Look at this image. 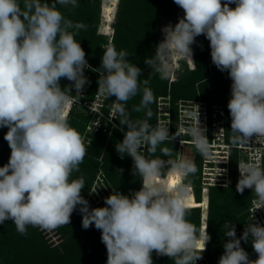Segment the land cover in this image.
Listing matches in <instances>:
<instances>
[{"label": "clouds", "instance_id": "9594fccd", "mask_svg": "<svg viewBox=\"0 0 264 264\" xmlns=\"http://www.w3.org/2000/svg\"><path fill=\"white\" fill-rule=\"evenodd\" d=\"M56 3L78 6L77 0H55L51 5L23 0V6L21 0H0V127H7L4 139L11 149L8 163L0 167V224L11 220L21 235L27 234L28 226L54 230L69 225L79 205L82 227L94 224L101 231L107 264H153V251L168 256L174 264L202 263L199 259L211 237L207 226L198 230L187 219L188 192L183 183L198 171L197 166L181 155L172 158L167 148L162 153L169 159L151 158L159 145L174 137L163 123L153 127L146 119L130 118L125 104L141 91V69L127 59V52H117L111 44L103 52L100 68L93 71L99 73L98 90L116 98L115 111L127 131L115 148L122 159L125 155L132 158L142 187L131 195L115 190L105 198V207L90 209L81 195L83 177L70 179L79 171L87 149L67 116L90 83L84 75L89 65L75 38L77 33L70 31L84 25L65 19ZM174 3L184 15L163 29L165 38L156 50L161 63L154 59L145 63L167 79L165 57L179 56L195 63L190 46L196 37L206 36L212 63L232 81L227 104L232 143H249L254 135L264 142V0ZM61 78L73 83L62 89ZM153 102V92L145 87L133 110L146 109L150 118ZM189 132L197 151L207 157L205 131L193 127ZM238 169L236 190L251 189L264 207V168L255 162H240ZM170 177L177 178L175 186L169 185ZM223 227L230 239L224 243L218 264H264V226L250 222L240 238L234 225L225 221ZM250 237L255 260L241 247V240L248 242Z\"/></svg>", "mask_w": 264, "mask_h": 264}, {"label": "trees", "instance_id": "16d2710c", "mask_svg": "<svg viewBox=\"0 0 264 264\" xmlns=\"http://www.w3.org/2000/svg\"><path fill=\"white\" fill-rule=\"evenodd\" d=\"M49 5L55 0H42ZM223 2V0H222ZM76 7L63 6L56 3V8L63 14L65 19L73 24H83L81 29H70L77 33L76 40L86 54L89 67L84 69V75L90 81L88 87L81 94V102L72 107L67 116L69 124L75 128L82 138L87 137L85 147L87 149L83 162L79 165V171H74L70 179L83 177L85 187L81 195L89 203V207H105V198L119 191L125 195H131L142 187V180L134 174L133 160L125 155L122 159L116 151L115 145L122 142L127 126H121V118L115 112V125L107 123V130L99 128L97 131L88 133L87 125L91 115L85 111L86 104L94 102L99 93V73L93 69L100 68L103 52L108 45H113L117 52L128 53L127 59L141 69L139 77L140 92L130 99L125 108L133 120H149L153 127L157 124V103L160 96L171 97L173 118L176 120V102L181 99L206 100L210 105L222 104L225 109L227 129V141L232 143L231 116L227 104L231 97L232 81L228 73L221 72L214 64H211L210 42L204 35L195 38L193 55L195 67L188 68L183 63L184 72L177 80L169 82V78L162 79L160 74L152 66L145 63L146 59H154L160 64L157 57V47L161 36L162 27L169 21L183 17L184 12L174 0H118L116 15L112 23L113 33L107 35L99 31L101 23L102 0H77ZM23 6V0H21ZM235 7V5H230ZM184 61V60H183ZM145 81L147 83L145 84ZM73 82L61 78L60 86L65 88ZM149 88L154 94V102L149 106L152 116H147V110L134 111L142 99L143 88ZM104 94V93H103ZM72 95L76 96L75 90ZM115 96L107 97L104 94L102 111L103 122L111 114ZM123 128V130H121ZM7 127H0V167L8 163L11 149L4 139ZM174 131L177 126L174 124ZM177 142L165 141L158 146L157 151L151 158L169 159L162 153V149H169L172 158L177 155ZM147 155V149H144ZM233 154L230 165V183L227 187L212 186L209 190V209L203 208L201 220L200 205H187L189 213L187 219L199 230L207 226V232L211 239L207 242L206 249L202 252V263L218 264L224 253V243L228 237L224 235L225 221L235 226L236 237L240 238L247 226V209L251 198L255 195L251 189H245L243 193L236 190L237 159ZM199 179H194L197 202L202 199L201 166L202 154L198 151L195 160ZM122 170V171H120ZM102 172L101 180H97ZM193 175L186 179L191 181ZM193 181V180H192ZM95 185V183H97ZM191 184V183H190ZM100 196L90 195L93 186ZM194 206V207H193ZM78 205L73 211L70 224L57 227L54 230H42L39 227L28 226L27 234L21 235L11 221L0 224V264H107V249L101 240V231L94 224L88 229L82 227V214ZM53 231V233H51ZM199 233L197 232V235ZM54 235L56 237L54 238ZM241 247L248 253L250 260L257 259L251 237L248 242L241 240ZM153 264H174L168 256H157L152 253ZM201 262L196 264H202Z\"/></svg>", "mask_w": 264, "mask_h": 264}, {"label": "built area", "instance_id": "2783aa9c", "mask_svg": "<svg viewBox=\"0 0 264 264\" xmlns=\"http://www.w3.org/2000/svg\"><path fill=\"white\" fill-rule=\"evenodd\" d=\"M88 87V86H87ZM85 87V88H87ZM85 88H83L82 93ZM166 101V108L163 107L164 101ZM103 101V100H102ZM77 102H81L80 99ZM94 107L96 112L101 113L102 116H98L99 120L95 121L92 125V129L97 131L102 128L103 131L107 130V123L110 119V124L115 125L114 117L111 118V114L103 122L104 113L100 109V106ZM160 105V106H159ZM162 105V106H161ZM198 105V111L197 106ZM177 117L173 118L171 97L160 96L158 98V110H157V124L163 123L168 126L170 137H174L171 141L177 142V155H180L182 149L186 145H193L192 136L189 132L190 128L197 127L205 131V136L208 139L209 155L207 157L202 155L201 166V184H202V199L207 193L209 198V190L212 186L225 187L230 183V165L233 154L237 159V179L240 178V172L238 169V163L240 162H255L259 167L264 168V142H259L255 135L250 138L249 143L233 144L227 141V129L225 120V109L222 104L210 105L206 100L201 98L197 99H181L176 102ZM113 110L115 108L113 107ZM116 112V111H115ZM199 112V120H198ZM149 123V120L146 119ZM94 122V121H93ZM98 124V126H97ZM174 124L177 126V131H174ZM91 128V126H90ZM92 130V131H93ZM181 141L183 143L181 144ZM143 150V149H142ZM176 155V156H177ZM197 155V154H196ZM197 157V156H196ZM196 158L193 159L195 162ZM102 172L99 173L97 180H101ZM186 179L183 181V183ZM98 184L95 183V185ZM93 186L94 192L100 196L96 190V186ZM188 188H191L195 195V187L193 184H185ZM93 194V192L91 193ZM257 201L256 195L251 198V202L247 209V218L249 223L259 224L264 226V207H261Z\"/></svg>", "mask_w": 264, "mask_h": 264}, {"label": "rangeland", "instance_id": "374dc122", "mask_svg": "<svg viewBox=\"0 0 264 264\" xmlns=\"http://www.w3.org/2000/svg\"><path fill=\"white\" fill-rule=\"evenodd\" d=\"M103 2H102V6H101V23H100V25H99V31L100 32H102V33H105V34H107V35H111L112 33H113V27H112V23H113V21H114V17H115V13H116V10H117V5H118V3L116 4V6H115V11H114V13H113V20H112V22L109 24L108 23V28L106 29L105 28V17H104V7H103V5L105 4V3H109V4H111V1L110 0H102ZM104 17V18H103ZM177 22L176 21H173V20H169L163 27H162V30H161V36H160V40H159V44L164 40V38H165V33H164V31H163V29L166 27V26H168V25H175ZM111 25V26H110ZM110 27V28H109ZM106 29V30H105ZM191 48H193V46L191 45L190 46ZM192 52H193V49H192ZM193 58H194V56H193ZM184 60V61H183ZM161 62V61H160ZM163 63L167 66V68H168V71H169V76H168V78H169V82L171 83V82H173V81H175V80H177L178 79V77L184 72V67H183V63H186L187 65H188V68H194L195 67V65H196V63H193V64H191V63H189V61L188 60H186V59H183V58H180L179 56H178V59L177 58H175L174 56H166L165 57V59H164V61H163ZM211 64H213L212 63V60H211ZM182 66V67H181ZM88 86V84H86L85 86H84V88L85 87H87ZM103 98H104V94L102 93V92H100L99 91V93L95 96V100H94V102H89L88 104H86V108H85V111H86V113L88 114V115H91V120L89 121V123H88V125H87V131H88V133H90V132H92V125H93V123H95V121H97V120H99V117L100 116H102L101 115V113H98V112H96L95 110H94V107H97V106H99V104L102 102V100H103ZM162 101H164L165 103H164V105H163V107L164 108H166V101L165 100H162ZM117 103V102H116ZM157 106H158V103H157ZM160 106V105H159ZM162 106V105H161ZM113 107L115 108V104H113ZM113 107H112V110H111V118H113L114 117V113H115V110H113ZM68 109H69V107H68ZM68 109H67V111H68ZM157 110H158V108H157ZM99 116V117H98ZM108 121H109V123H110V119H107ZM94 121V122H93ZM113 121H115V120H113ZM111 125H114L113 123H111ZM90 126H91V128H90ZM94 131V130H93ZM233 136V133H232V135H231V137ZM83 141H84V144L85 143H87V137H84L83 138ZM198 153V151H197V149L195 148V146L194 145H186L183 149H182V151H181V153H180V155L181 156H184V157H187V158H190V159H195L196 158V154ZM194 179H199V177H198V174H197V172L193 175V177H192V179H191V181L189 180V179H186V181L184 182V184H193L194 185V183H192V182H194ZM193 180V181H192ZM195 186V185H194ZM93 192V194H91ZM90 195H92V196H95V197H97L98 195L94 192V190L92 189L91 190V192H90ZM203 212V207H201V218H202V213ZM51 233H53V231L51 232ZM56 237V235H54V238ZM200 260V259H199ZM199 260H197V261H199Z\"/></svg>", "mask_w": 264, "mask_h": 264}, {"label": "bare ground", "instance_id": "6f19581e", "mask_svg": "<svg viewBox=\"0 0 264 264\" xmlns=\"http://www.w3.org/2000/svg\"><path fill=\"white\" fill-rule=\"evenodd\" d=\"M111 1V4H107L105 3L103 5L104 7V17H105V28L107 29L108 28V23L110 24L113 20V13L115 11V6L116 4L118 3V0H110ZM103 2V1H102ZM116 15V14H115ZM103 17V18H104ZM111 26V25H110ZM110 28V27H109ZM105 29V30H106ZM193 49V48H192ZM194 56V55H193ZM175 58L178 59V56H174ZM193 58V57H192ZM193 61L195 62L194 58H193ZM191 64H193L192 62H189ZM182 67V66H181ZM176 181L175 184L177 183V178L176 177H170L169 178V185L170 186H175V184H172V181ZM187 187V186H186ZM187 192H188V196H187V200H186V204L187 205H200L201 207H203L204 209L207 208L208 206V202H209V199H208V195L207 193L204 195L203 199L200 201V202H197L196 198H195V195L193 194V191L191 188H188L187 187Z\"/></svg>", "mask_w": 264, "mask_h": 264}, {"label": "water", "instance_id": "95a60500", "mask_svg": "<svg viewBox=\"0 0 264 264\" xmlns=\"http://www.w3.org/2000/svg\"><path fill=\"white\" fill-rule=\"evenodd\" d=\"M208 209H209V204L207 206V219H208ZM206 246H207V244H206Z\"/></svg>", "mask_w": 264, "mask_h": 264}, {"label": "snow or ice", "instance_id": "6c2138e0", "mask_svg": "<svg viewBox=\"0 0 264 264\" xmlns=\"http://www.w3.org/2000/svg\"><path fill=\"white\" fill-rule=\"evenodd\" d=\"M175 182H176V181L173 180V181H172V184H175Z\"/></svg>", "mask_w": 264, "mask_h": 264}, {"label": "flooded vegetation", "instance_id": "af4514ba", "mask_svg": "<svg viewBox=\"0 0 264 264\" xmlns=\"http://www.w3.org/2000/svg\"><path fill=\"white\" fill-rule=\"evenodd\" d=\"M248 223H249V220H248Z\"/></svg>", "mask_w": 264, "mask_h": 264}]
</instances>
